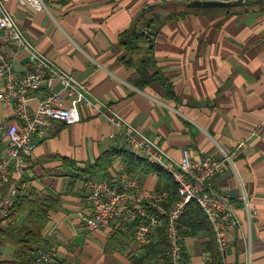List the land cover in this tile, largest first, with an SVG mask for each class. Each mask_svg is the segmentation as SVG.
Instances as JSON below:
<instances>
[{
  "label": "crops",
  "instance_id": "obj_1",
  "mask_svg": "<svg viewBox=\"0 0 264 264\" xmlns=\"http://www.w3.org/2000/svg\"><path fill=\"white\" fill-rule=\"evenodd\" d=\"M192 1L44 0L46 9L34 10L11 0L7 8L41 52L87 81L95 96L173 159L181 160L184 150L196 160L229 154L230 161L215 179V185L238 204L239 221L228 233L225 261L264 264V2L205 8L190 6ZM157 10L164 16L187 13L165 21L156 31L148 64L155 79L140 86L136 67L124 63L128 52L121 37L138 17ZM1 36L0 31L6 57L22 72L26 53ZM80 113V122L52 121L46 134L36 136L25 171L28 192L61 195L62 204L50 212L44 230V238L57 249L51 264L66 260L70 264H138L145 247L139 248L135 237L127 236L126 225L86 227L84 218L91 213L88 183L78 181L69 192L72 170L64 168L63 158L91 170L104 151L126 148L106 109L92 112L81 106ZM0 120L13 121V109L0 104ZM120 170L127 168L116 157L107 172L96 175L115 181ZM131 175L145 188L165 189L157 173ZM117 227L124 233L106 252ZM210 240L217 249L213 230L186 237L183 264H203L208 255L212 260ZM0 260H17L16 248L0 247Z\"/></svg>",
  "mask_w": 264,
  "mask_h": 264
},
{
  "label": "built area",
  "instance_id": "obj_2",
  "mask_svg": "<svg viewBox=\"0 0 264 264\" xmlns=\"http://www.w3.org/2000/svg\"><path fill=\"white\" fill-rule=\"evenodd\" d=\"M9 1L0 0L1 38L23 50L27 61L24 70L17 71L0 45V104L12 108L14 116L13 121L0 120L1 218L8 215L17 197L29 191L25 171L37 145L36 136L46 134L52 121L80 122L81 106L92 112L106 109L109 122L119 129L126 148L167 172L176 184L178 198L169 203L171 196L166 189L145 188L137 176L126 170H120L115 181L93 177L88 180L91 213L84 218L86 227L95 230L140 220L133 233L142 248L154 242L157 228L165 225L171 262L183 264L181 219L187 205L195 201L215 233L221 263L227 264L228 233L238 224V204L215 185V179L230 161V155L196 160L189 150H184L181 160L173 159L157 142L95 96L87 81L76 78L41 52L8 10ZM17 2L34 10L46 9L44 0ZM56 253L55 246L41 247L33 264H51ZM210 262L208 255L203 264Z\"/></svg>",
  "mask_w": 264,
  "mask_h": 264
},
{
  "label": "trees",
  "instance_id": "obj_3",
  "mask_svg": "<svg viewBox=\"0 0 264 264\" xmlns=\"http://www.w3.org/2000/svg\"><path fill=\"white\" fill-rule=\"evenodd\" d=\"M186 13L180 11L167 16H164L161 10L144 13L141 18L138 17L134 27L122 35L121 45L128 52L124 63L130 68L136 67L139 72L138 84L140 86H144L155 79L154 75H151L148 71V64L152 60V47L150 45L153 44L155 38L150 31H157L165 21L175 17H184ZM116 157L122 158L127 171L131 174H137L138 172L157 173L159 180L161 182L164 181V188L170 192L169 203L178 198L176 184L162 169L151 164L148 160L136 156L125 147H112L104 151L97 158L91 170L78 168L72 160L63 158L64 168L72 170L69 192L74 189L78 181H84L87 184L90 178L97 177L96 172H107ZM1 189L2 187H0V192ZM61 204V195L43 197L35 190L28 192L24 196L17 197L8 215L0 221V247L5 245L14 246L17 260H0V264H33L36 256H38L39 248L51 246L49 241L44 238V230L50 221V212L57 210ZM21 217H24L23 222H20ZM139 222L140 220L126 225L127 236L130 239H134L133 232ZM201 230L210 232L212 229L202 208L197 202L191 201L187 205L181 219L180 233L183 238L182 244L186 237L193 236ZM122 233L124 231L121 227H117L109 236V241L105 248L106 252L112 250L113 245L118 242ZM209 248L212 251L210 264H222L217 249L212 247L211 240ZM167 249V229L165 225H161L157 228V240L145 246L143 257L137 263L149 264L153 260H161L163 264H172ZM183 255L185 258V253ZM63 264H70V262L66 260Z\"/></svg>",
  "mask_w": 264,
  "mask_h": 264
},
{
  "label": "water",
  "instance_id": "obj_4",
  "mask_svg": "<svg viewBox=\"0 0 264 264\" xmlns=\"http://www.w3.org/2000/svg\"><path fill=\"white\" fill-rule=\"evenodd\" d=\"M264 0H232V1H225V0H194L189 3L190 6L193 7H222V8H229L231 6H239V5H246L252 3H263ZM151 34L156 35L157 32L155 30L150 31Z\"/></svg>",
  "mask_w": 264,
  "mask_h": 264
}]
</instances>
